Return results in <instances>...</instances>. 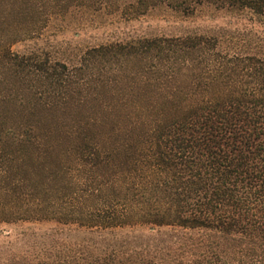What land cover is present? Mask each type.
I'll return each instance as SVG.
<instances>
[{"label":"trees","instance_id":"1","mask_svg":"<svg viewBox=\"0 0 264 264\" xmlns=\"http://www.w3.org/2000/svg\"><path fill=\"white\" fill-rule=\"evenodd\" d=\"M202 1L173 6L190 12ZM207 1L248 9L264 22V0ZM246 38L233 51L220 50L222 36L190 32L97 47L105 58L148 59L146 86L167 90L193 76L179 113L133 125L135 164L111 193L99 175H86L108 152L84 135L73 147L63 194L42 197L13 179L12 147L41 143L42 135L33 126L8 125L0 114V223L55 219L79 222L85 232L78 244L51 245L47 238L35 253L0 264H264V37ZM0 60L46 94L69 89L82 70L41 49L7 48Z\"/></svg>","mask_w":264,"mask_h":264},{"label":"rangeland","instance_id":"2","mask_svg":"<svg viewBox=\"0 0 264 264\" xmlns=\"http://www.w3.org/2000/svg\"><path fill=\"white\" fill-rule=\"evenodd\" d=\"M174 1L0 0V50L41 49L82 67L69 89L46 94L37 81L0 60V114L8 125L33 126L42 135L41 143L12 147L13 179L42 197L63 194L75 165L73 147L84 135L99 139L108 152L107 160L86 175H99L111 193L116 179L135 164L133 139L139 131H133V125L140 124V117H168L182 110V98L193 91V76L173 81L167 90L146 86L148 59L105 58L95 51L99 45L190 32L222 36L220 50L233 51L246 44V37H264V22L248 9L220 8L203 0L188 12L173 6ZM9 199L2 197L1 202ZM84 236L79 222H3L0 263L9 255L35 253L47 238L51 245H68L80 243Z\"/></svg>","mask_w":264,"mask_h":264}]
</instances>
